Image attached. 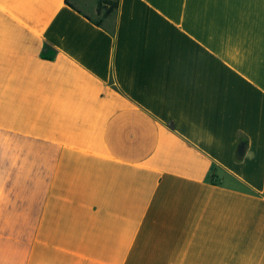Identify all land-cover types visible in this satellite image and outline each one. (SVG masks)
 Returning a JSON list of instances; mask_svg holds the SVG:
<instances>
[{
  "label": "crops",
  "instance_id": "1",
  "mask_svg": "<svg viewBox=\"0 0 264 264\" xmlns=\"http://www.w3.org/2000/svg\"><path fill=\"white\" fill-rule=\"evenodd\" d=\"M0 264H264V0H0Z\"/></svg>",
  "mask_w": 264,
  "mask_h": 264
},
{
  "label": "trees",
  "instance_id": "2",
  "mask_svg": "<svg viewBox=\"0 0 264 264\" xmlns=\"http://www.w3.org/2000/svg\"><path fill=\"white\" fill-rule=\"evenodd\" d=\"M119 6V1L115 2V3H112L111 4V7L108 9L107 12H110L112 10H114L115 8H117Z\"/></svg>",
  "mask_w": 264,
  "mask_h": 264
},
{
  "label": "built area",
  "instance_id": "3",
  "mask_svg": "<svg viewBox=\"0 0 264 264\" xmlns=\"http://www.w3.org/2000/svg\"><path fill=\"white\" fill-rule=\"evenodd\" d=\"M102 7L104 8V9H109L111 6L109 5V4H107L106 2H103L102 3Z\"/></svg>",
  "mask_w": 264,
  "mask_h": 264
}]
</instances>
